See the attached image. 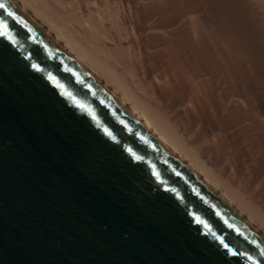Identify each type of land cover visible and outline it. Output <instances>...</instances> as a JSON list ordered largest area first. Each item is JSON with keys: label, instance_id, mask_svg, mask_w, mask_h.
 I'll use <instances>...</instances> for the list:
<instances>
[{"label": "water", "instance_id": "1", "mask_svg": "<svg viewBox=\"0 0 264 264\" xmlns=\"http://www.w3.org/2000/svg\"><path fill=\"white\" fill-rule=\"evenodd\" d=\"M0 3L13 14L0 9V264H264L245 221L14 2Z\"/></svg>", "mask_w": 264, "mask_h": 264}, {"label": "bare ground", "instance_id": "2", "mask_svg": "<svg viewBox=\"0 0 264 264\" xmlns=\"http://www.w3.org/2000/svg\"><path fill=\"white\" fill-rule=\"evenodd\" d=\"M264 240V0H11Z\"/></svg>", "mask_w": 264, "mask_h": 264}, {"label": "snow or ice", "instance_id": "3", "mask_svg": "<svg viewBox=\"0 0 264 264\" xmlns=\"http://www.w3.org/2000/svg\"><path fill=\"white\" fill-rule=\"evenodd\" d=\"M0 9H3L5 12H7V15L8 16H13V14L11 12H8L7 9L5 8V5L3 3H0ZM15 18V17H13ZM0 24H3L2 21H0ZM3 28H4V31L3 32H0V36H7L8 35V26L6 24H3ZM32 67L34 69H36L37 71H39V68L36 66V65H32ZM50 79H54V77H50ZM56 87H63L62 85H60L58 82L55 84ZM78 107H82L81 105H78ZM93 119H95L93 117ZM105 131L107 132V129H105ZM108 135H111V133H108ZM198 223H203V221H200V220H197ZM205 227H207V225H205ZM221 245H223L224 249L227 251V253L229 255H232V256H236L237 255V252L233 251L229 245L227 243L224 242V240H220L219 241ZM264 254V253H262ZM241 255H243L241 253ZM249 260L252 259V257H248ZM253 264H255V262H253Z\"/></svg>", "mask_w": 264, "mask_h": 264}]
</instances>
